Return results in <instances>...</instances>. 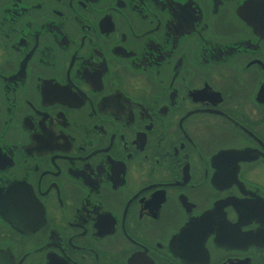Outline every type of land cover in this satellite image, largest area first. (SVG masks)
Listing matches in <instances>:
<instances>
[{
	"label": "flooded vegetation",
	"instance_id": "obj_1",
	"mask_svg": "<svg viewBox=\"0 0 264 264\" xmlns=\"http://www.w3.org/2000/svg\"><path fill=\"white\" fill-rule=\"evenodd\" d=\"M0 264H264V0H0Z\"/></svg>",
	"mask_w": 264,
	"mask_h": 264
}]
</instances>
